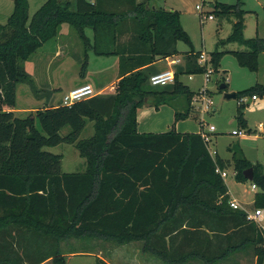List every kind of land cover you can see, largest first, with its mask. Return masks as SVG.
<instances>
[{
    "label": "trees",
    "instance_id": "16d2710c",
    "mask_svg": "<svg viewBox=\"0 0 264 264\" xmlns=\"http://www.w3.org/2000/svg\"><path fill=\"white\" fill-rule=\"evenodd\" d=\"M119 2L130 5L108 10L100 0H45L29 18L28 0H14L12 13L0 24V264H40L49 258L52 264H65L61 243L72 238L118 245L139 241L142 252L165 264H219L250 246L255 264H264V230L244 210L229 205L227 185L216 171L229 161L213 157L200 132L137 128L139 108L169 105L178 121L188 116L195 94L179 79L180 72L174 73L171 88L151 85L146 66L179 53L181 41L189 46L182 72H205L179 11L153 8L146 1ZM219 5L236 17L226 41L247 48L231 52L239 64L256 71L264 37L244 36L241 1ZM62 23L83 42L80 75L86 72L88 50L118 55L114 91L18 116L13 110L16 84L31 82L20 64L57 36ZM86 27L93 30L92 41ZM124 31L128 52L117 44ZM222 53H211L213 71ZM246 95H264V85L236 92V98ZM180 97L183 111L174 104ZM237 119L246 125L241 115ZM87 120L94 132L79 138ZM65 126L70 130L63 135ZM61 142L74 144L84 158L83 171H61L62 156L43 149ZM233 158L238 181L247 180L243 171L253 167L251 183L259 189L253 205L264 209L263 167L237 152ZM95 264L109 263L96 257Z\"/></svg>",
    "mask_w": 264,
    "mask_h": 264
},
{
    "label": "rangeland",
    "instance_id": "374dc122",
    "mask_svg": "<svg viewBox=\"0 0 264 264\" xmlns=\"http://www.w3.org/2000/svg\"><path fill=\"white\" fill-rule=\"evenodd\" d=\"M37 1L38 0H28L29 18L41 6V4H37ZM153 1H156L158 5H163L164 3L168 5L167 1L163 2L164 0ZM200 1L201 0H182V22L191 34V36H189L192 37L191 42L194 51H204L206 53L208 57V67H211V53L215 51H223L219 60L218 69L212 71L210 74V81L207 83L214 105L211 109L202 111L197 104H194V106L192 105L188 116L178 121L174 120V109L172 110V107L170 108L166 106L165 109H168L169 114L168 117L161 114L162 126L164 127L165 121H167L169 125L164 131L174 129L179 132H199L201 124L204 123L203 131L206 133L209 149L218 153L222 158L231 161V166L227 169V176L224 180L227 187H229L232 192V196L238 199L240 206L245 211L254 212L253 198L255 192L259 191V189H253L251 187V180H236L233 166V153L237 152V155H243L251 163L264 167V136L259 132V124L264 126V108H258L255 101L248 102L251 98L250 95L241 96L235 99H226L224 93L219 91L218 85L225 82L228 91L237 92L259 83L257 80L264 81V52H261L258 55V67L256 71H252L248 67L238 63L236 57L231 51H245L247 48L238 42L226 41V38L233 30V23L236 20V17L233 12H222L219 4H235L236 2L241 1L242 8L246 11L243 14L244 36L246 38L255 36L264 37V0H215L214 4L217 3L218 5L216 8L217 10H215V7H213L215 11H213V9L208 10L213 14V19L207 20L204 23L200 21V13L197 8ZM175 2H177V0H170V4L175 5ZM13 8L14 0H0V24L6 23ZM64 27L69 29L68 33L70 32V34H68V36L66 35V38L61 35L63 37L62 41L65 42L69 39L68 42L72 43V49L76 47V43L78 44L77 46L83 63L82 59L85 58L83 42L69 24H65ZM56 41V38H54L53 40L51 39L44 43L43 46L37 50L36 54H38V56L43 55V61H46L54 53V49L57 46ZM179 45L183 50L189 49V46L184 42L179 41ZM181 53L183 52L177 53L176 58H179L180 62L173 65V69L176 72H180L179 79L187 84L190 90L195 92L202 88L204 73H183L182 68L185 66L186 61L183 62L184 58L179 55ZM36 56L32 57L33 60H35ZM68 57L69 56H67V58ZM71 57L73 58V56ZM95 57V55L91 54V59H94ZM24 62L25 61L20 64L22 67ZM165 63V60L155 63L146 69V73L149 74L161 70V68L166 66ZM81 65L82 64L68 68L69 71H66L64 74L63 72L58 71V69L63 67L62 65H54L51 69L53 81L55 84L58 82L66 84L73 79L81 78ZM38 68L40 71L38 76H42L41 71L43 70L44 65H41ZM97 68L96 63H91L89 70L95 71ZM56 73L58 74L56 75ZM34 81L35 88L33 87V93L29 94V96L26 94L27 91L24 92V89H28L27 84L17 85V106L43 107L47 96L53 93L59 101L62 100V91L57 88L53 91L52 86L49 85L51 84V81L39 82L38 79H35ZM53 86L56 87V85ZM172 86L173 81L167 83L164 87L168 89ZM258 97L259 99H263L264 95H258ZM184 101L185 99L183 100V97H180L174 103L176 106L177 104L180 105L177 106L178 110H184ZM239 115L245 120L246 125H242L238 122L237 117ZM18 116L25 115L24 113H19ZM209 125H213L214 130L210 131ZM36 126L39 128L38 123ZM69 130V127L65 126L60 132L65 135ZM232 130H244L245 132L242 135H236L232 134ZM93 132L92 122L87 120L79 138H88ZM43 149L62 156L60 169L63 172H79L85 169L84 158L79 155L78 150L72 143L61 142L54 146H45ZM261 224L264 225V219L261 220ZM141 246L142 242L139 241L118 245L112 241L100 239L72 238L61 243L65 264H95L96 257L102 258L109 264H165L160 259L142 252ZM49 264H52L51 260ZM185 264L203 263L202 261L195 260L189 261ZM219 264H255L252 247L249 246L245 250L232 253Z\"/></svg>",
    "mask_w": 264,
    "mask_h": 264
},
{
    "label": "crops",
    "instance_id": "0c3cea01",
    "mask_svg": "<svg viewBox=\"0 0 264 264\" xmlns=\"http://www.w3.org/2000/svg\"><path fill=\"white\" fill-rule=\"evenodd\" d=\"M44 1L45 0H38L37 4L40 5ZM144 1H146L148 6H151L153 8L157 7V8H164L167 10L179 11L180 22H181L183 28L186 31H188L182 22V9H181V5L183 4L182 0H177V2H175V5L170 4V0L169 1L168 0L163 1V2L167 1L168 5H166L165 3L163 5L159 3L160 5H158V3L156 1H153V0H136V2H144ZM176 3L179 5H177ZM129 5L130 4L127 2L125 4H123V3L120 4L119 0H100V6L105 8V9H108V10H124V9H127L129 7ZM65 24H67V23L61 24V26L59 28V33L57 34V36L54 37L57 40L56 41L57 46L54 49V53L46 61L45 60L43 61V55L38 56V54H36L37 50L40 47L27 60H25V62L23 64V70L27 73V75H29L31 82L30 83L18 82L16 84V100H17V90H18L17 85L18 84H27L28 89H24V92L27 91L26 94H28V96H29V94L33 93V91H32L33 87L35 88V86H34V83H35L34 80L35 79H38L39 82L51 81V84H49V85L52 86L53 91L56 88L58 90H61L62 91V97L67 91H69L70 89H72L78 85H81V84H90L93 87V89L97 92V94L112 93L114 91V87L116 85V82L118 81V66H119L118 55H116V54L109 55V56L96 55L92 50L87 51V59H86L87 67H86V72H85L84 76H82L79 79L76 78V79L71 80L70 82H68L69 84L68 83L63 84L61 82H58L57 84H55V82L53 81V76L51 74V69L53 68L54 65L55 66L59 65V64L62 65L63 67L61 69H58V71L63 72V74H64L66 71H69L68 68H70L72 66L76 67L75 65L82 64L81 55L79 53V48L77 46L78 44L76 43L75 44L76 47L74 49H72L71 48L72 43L68 42L69 39L65 42L62 41L63 37L61 35H63L66 38V35L68 36V34H70V32L68 33L69 29H67V27H64ZM84 32H85L86 37L89 38L90 41H92L93 30L90 27H86ZM187 33H189V31ZM189 35L191 36L190 33H189ZM54 38H52V40ZM128 38H129L128 32L124 31L119 36L118 42H117V44L122 46L121 47L122 50H124L126 52L129 51V47L127 46ZM190 38H192V37H190ZM50 40H48V41H50ZM48 41H46V42H48ZM176 47H177L178 52H183L179 55H181L184 58L183 62H185L186 61V55L184 52L188 51L189 49H186V50L181 49L179 42H177ZM71 53H73V54H71ZM39 54H41V53H39ZM91 54L95 55L96 57L94 59H91ZM34 56H36L35 60H33V58H32ZM67 56H69V57L67 58ZM71 56H73V58ZM176 56H177V54H175L173 56H169L167 58L158 59L155 62H153L152 64L146 66L145 69L149 68L150 66L154 65L155 63H157L159 61L165 60L166 66L161 68V70H157L155 72L171 69L175 73L176 71L173 69V65L180 62V59L176 58ZM65 58H66V60H65ZM172 60H175V62L174 63L171 62ZM91 63L92 64L96 63V67H98V68L95 71L89 70ZM41 65H44V68L41 71L42 76H38L39 75L38 73L40 72L38 67ZM183 68H182V70H183ZM155 72H151L149 74H153ZM57 74L58 73H56V75ZM35 77H37V78H35ZM36 82H37V80H36ZM257 82L264 84L263 80H257ZM53 85H56V87ZM16 100H15V108L13 109L14 113L16 115H18L19 113H24V115H26L28 112H30L32 110L42 108L40 106L39 107H32V106L19 107V106H17ZM45 101L46 102H44L43 107H51V106H57V105L62 104V100L59 101V99L54 96V93L49 94ZM249 101H255L256 106L258 108H264V98L259 99V97L257 96V98L255 100L250 98L248 100V102ZM166 106L171 108V106H169V105H161L158 110H155L152 106H147V105L143 106L142 108H139L137 110V123H138L137 128H138V130L140 132H164V129H167L169 123H167V121H165V124H164L165 126L163 127L162 126V118L160 116H161V114H164L168 117L169 111H168V109H165ZM178 106H180V105H178ZM171 109L173 110V107ZM259 127H260L259 132L262 133L264 136V126L259 124ZM216 154L219 157H221L218 153H216ZM222 159H224V158H222ZM224 160L229 161L228 162L229 166L227 168H225V170L227 172V169L231 166V161L229 159H224ZM263 170H264V167H263ZM227 188H228V194H229L230 198H233L238 202V199L236 197L232 196V192L230 191L229 187H227ZM254 259H255V257H254ZM49 262H50V258L46 259L45 261L41 262L40 264H49Z\"/></svg>",
    "mask_w": 264,
    "mask_h": 264
},
{
    "label": "built area",
    "instance_id": "2783aa9c",
    "mask_svg": "<svg viewBox=\"0 0 264 264\" xmlns=\"http://www.w3.org/2000/svg\"><path fill=\"white\" fill-rule=\"evenodd\" d=\"M214 1L215 0H201L200 3L197 5V8L200 13V21L202 23H204L207 20L213 19V14H211L208 10L213 9L214 6L212 5H215ZM207 61H208V57L206 53L204 51H200V54L198 57V64L201 66H205L204 82H203L202 88L197 90L195 94L193 95L192 104L193 105L197 104L199 109L202 111L211 109L214 105V102L210 95V90L208 89V85H207V83L210 81V77H211L210 74L212 73L213 69L207 66ZM171 62L174 63L175 60H172ZM173 79H174V71L171 69L158 71L149 76V82L153 86L166 85L167 83L172 82ZM96 94L97 92L93 89V87L90 84H81V85H78L70 89L63 95L62 104L69 106L78 100L86 99ZM256 98L257 96L255 95L251 96V99L253 100H255ZM203 126H204V123H202V128L200 129L199 132L203 140L206 142L208 146V139H207L205 131H203ZM209 130L210 131L214 130V126L209 125ZM232 134L242 135L244 134V131L243 130H233ZM208 149H209V146H208ZM209 152L213 157L216 154L215 151H211L210 149H209ZM216 171L220 174V176L223 179H225V177L227 176V172L225 169H219V167H217ZM251 187L253 189L257 188L254 183L251 184ZM228 202L232 208L244 210L235 199L230 198ZM245 212L247 214L248 219L255 221L256 224L264 230V225L261 224V220L264 219V209L258 208V209H254V212H247V211Z\"/></svg>",
    "mask_w": 264,
    "mask_h": 264
},
{
    "label": "water",
    "instance_id": "95a60500",
    "mask_svg": "<svg viewBox=\"0 0 264 264\" xmlns=\"http://www.w3.org/2000/svg\"><path fill=\"white\" fill-rule=\"evenodd\" d=\"M212 6H214V5H212ZM219 89L222 90V92L224 93V97H225L226 99H231V98L235 99V98H236V92H235V91H228V90L226 89V85H225V84H220V85H219ZM28 137H32V135H31V134H28ZM243 175H244V177H245L246 179H248V180H252L253 175H254L253 167H248V168H246V169L243 171Z\"/></svg>",
    "mask_w": 264,
    "mask_h": 264
}]
</instances>
